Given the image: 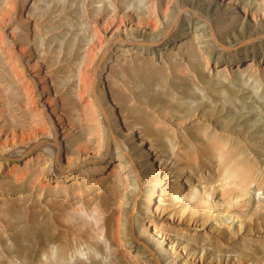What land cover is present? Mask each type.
I'll return each instance as SVG.
<instances>
[{"label": "rangeland", "instance_id": "1", "mask_svg": "<svg viewBox=\"0 0 264 264\" xmlns=\"http://www.w3.org/2000/svg\"><path fill=\"white\" fill-rule=\"evenodd\" d=\"M184 2L207 17L203 32L186 17L167 26ZM256 31L264 0H0V123L23 122L0 132V264L46 261L67 225L93 235L92 204L105 241L121 229L114 247L94 241L104 260L92 264H264V56L245 57L240 39ZM113 33L149 43L96 62ZM40 116L44 136L57 131L64 173L42 149L7 154ZM104 129L100 164L91 151ZM73 141L78 166L67 162ZM245 170L248 182L233 185Z\"/></svg>", "mask_w": 264, "mask_h": 264}, {"label": "bare ground", "instance_id": "2", "mask_svg": "<svg viewBox=\"0 0 264 264\" xmlns=\"http://www.w3.org/2000/svg\"><path fill=\"white\" fill-rule=\"evenodd\" d=\"M117 1V0H116ZM115 2V1H114ZM245 10L246 9V6L244 7ZM194 8H192L189 4L187 3H183V7L182 9L178 12L177 16H171L170 19L167 21V26L168 27H172L171 31H174L176 29V27L180 24L181 20L186 17L188 19L187 22L190 21V23L192 24V26H195V28L197 30H202L205 25V23L207 24V17L204 16L201 12V10H193ZM104 10H105V7H104ZM133 11V10H132ZM6 13V12H5ZM104 14V12L102 13ZM105 14H109V11L108 12H105ZM173 15V14H172ZM185 18V19H186ZM5 19V18H4ZM183 22V21H182ZM140 24V23H138ZM166 26V27H167ZM191 26V25H190ZM168 29V28H166ZM196 30V31H197ZM138 31V30H137ZM170 31V30H169ZM204 30H202L203 32ZM167 30L164 31V34H162L161 36H159L157 38L156 41H161L165 38H167V34H166ZM201 33V32H200ZM94 34L95 36H100L101 35V28L97 25L94 26ZM144 34V33H143ZM169 35V33H168ZM233 35V34H232ZM146 37L144 38V35H139V34H131L129 36H126L124 37L123 35L121 36L119 33L115 34L113 33L109 39V43L107 45V47L102 50L100 52V59L99 58H96V62H99L101 60V58L106 54V52H108V50L116 45H124L125 44H130L132 46H136V47H139L140 49H143V46H145L144 42L146 41L145 40ZM242 41L241 42H247L250 43L247 47H245V57H247L248 55L251 57L250 58H253L255 57L256 55H261V56H264V33H261V31H256L253 35H246V34H243L242 33V36L241 38ZM239 39V40H240ZM28 40V39H26ZM22 41V39L20 40ZM238 41V40H237ZM1 42V41H0ZM11 42V41H10ZM148 42V41H146ZM27 43V42H26ZM33 43L36 45V41L34 40ZM149 43V42H148ZM256 43V44H255ZM32 44V45H34ZM223 47H224V44H222ZM24 45H22L21 43L19 44V50H22L23 52L25 51L24 49ZM28 47H26L27 49ZM228 48V47H227ZM31 49V48H30ZM7 50V49H6ZM95 51V50H92V52ZM27 53V52H26ZM31 53V52H30ZM95 53V52H94ZM214 54V48H211L209 51H208V54L211 55V54ZM216 55H218L216 53ZM215 55V56H216ZM8 56V55H7ZM20 56V55H19ZM30 56V54L27 55V57ZM228 56V55H227ZM93 57V56H91ZM221 57V56H220ZM225 57V56H224ZM229 57V56H228ZM22 56H20L19 59H21ZM24 58V57H23ZM217 58V57H216ZM230 58V57H229ZM243 58V57H242ZM11 59V58H10ZM58 59L60 60H63L64 59V55L62 56H58ZM8 60V59H7ZM13 60V59H12ZM235 60V59H234ZM240 59H237V61H239ZM94 61V60H93ZM218 61V60H217ZM220 61V59H219ZM228 61V60H227ZM225 62V61H224ZM229 62V61H228ZM88 64V63H87ZM87 64L85 63L83 67L80 68V71L83 72L82 73V76H81V82H85L86 79H87V74H88V70L86 68ZM15 66V65H14ZM15 68V67H14ZM15 71V70H14ZM21 74V72H19ZM24 73V72H23ZM20 76V75H19ZM63 90V89H62ZM4 91V90H2ZM56 91V89H55ZM60 89H57L56 92H59ZM64 93V92H63ZM99 98V97H98ZM48 100L50 101V99L48 98ZM52 100V99H51ZM28 109V108H27ZM55 110V109H54ZM12 114V113H11ZM14 114V113H13ZM12 114V121H4V122H1L0 123V132L3 131L5 132V130L9 129V128H14L15 126H17V122H19L18 125H21L23 126V122L20 123V120L21 118L19 119V121L16 122V117ZM33 115V114H32ZM37 115V114H36ZM39 115V114H38ZM41 115V114H40ZM20 116V115H19ZM11 117V116H10ZM41 117V116H40ZM39 118V117H38ZM16 119V120H15ZM33 119V118H32ZM31 119V120H32ZM35 120H33L31 122L32 125H30L31 127L27 128L28 129V132H22V134L20 135V139L22 140L19 144L17 145H13V147L7 151V154L10 155V156H14V157H19L23 152L25 151H28V150H33V148H38V149H42L44 152H46L50 158H51V163H52V166H53V169L56 173H64V170L62 169V166L60 164V155H61V150H62V146H61V141L59 140L58 136H57V131L55 129V127H53V132H51V134L49 136H44L40 131L44 129V127H46V120L43 119V117L39 118L38 120L36 119V117L34 118ZM11 124V125H10ZM99 124V123H98ZM116 124V123H115ZM13 125V126H12ZM20 126V127H21ZM126 127L128 130H131V125L126 123ZM16 128V127H15ZM111 130V129H110ZM27 131V130H26ZM109 131V129H108ZM43 132V131H42ZM104 132V136L103 138H101V141L100 143H97L96 147L93 148V150L91 152L93 153H97V152H100L101 148V144L105 143L106 142V139H108V137H106L108 134H107V130L104 129L103 130ZM111 132V131H109ZM23 136L24 138L26 139L27 138V141H23ZM14 138V136H12ZM111 137V133H110V136L109 138ZM141 141H143L142 138H140ZM75 141V140H74ZM74 141L73 143H70L69 146H68V161L67 162H70V164H75L76 166H78L77 164V161H73L72 159L75 158V154L77 153L78 149L77 147H82V146H78L76 145L77 147H73L74 145ZM71 142V141H70ZM77 141H75L76 143ZM109 142V141H108ZM109 144V143H108ZM85 148V147H84ZM86 149V148H85ZM116 149L119 153V157L121 159V161L123 162H126V159L121 155V154H124L123 153V150L125 151V145L123 144H116ZM29 152V151H28ZM103 149L101 151V155H97L91 159L92 161H94L95 163H104L107 156L105 154H103ZM43 157V156H42ZM44 159V158H42ZM119 159V160H120ZM90 159H87V161H91ZM44 161V160H43ZM120 161V162H121ZM74 162V163H73ZM42 164V163H41ZM50 166V165H49ZM75 167V166H74ZM41 168V167H40ZM135 168V167H134ZM16 168H14L13 170H15ZM12 171V169L10 170ZM27 171V170H25ZM23 171V172H25ZM13 172V171H12ZM21 172V171H20ZM248 172V170H245V173L244 175L245 176H242V177H238V179H234V183L232 182V184H238L239 181L243 182V181H246V183L248 182L249 180V176L248 174H246ZM29 173V172H28ZM26 174V172H25ZM17 175V174H16ZM137 176V175H136ZM17 180H19V175L16 176ZM26 177V176H24ZM41 177V176H40ZM21 178V176H20ZM23 178V177H22ZM44 177H41L40 179H43ZM39 179V178H38ZM37 179V180H38ZM43 181V180H42ZM45 181V180H44ZM41 182V181H40ZM129 182V181H128ZM132 184L134 185V187L137 186V184L139 183L137 178L134 177V179L131 181ZM37 183V182H36ZM35 183V184H36ZM43 183V182H42ZM47 183V182H46ZM249 184V183H248ZM39 185V183H38ZM40 186V185H39ZM43 185H41V188H42ZM44 187V186H43ZM38 188V187H37ZM40 188V189H41ZM140 188V187H139ZM228 187H221V198H226V194H227V189ZM134 190V189H133ZM83 195V194H82ZM129 195V194H128ZM81 196V195H80ZM84 196V195H83ZM90 196V195H89ZM95 196V195H94ZM97 196V195H96ZM95 196V197H96ZM76 197V196H75ZM82 197V196H81ZM86 197V196H85ZM103 197V196H102ZM80 198V197H79ZM91 198V197H90ZM93 200L94 197H92ZM98 198H99V195H98ZM87 200V198H85ZM97 199V198H96ZM82 200V198L80 199ZM92 200V199H91ZM83 201V200H82ZM85 201V200H84ZM98 201V200H96ZM92 202V201H91ZM81 203V202H80ZM94 203V202H93ZM121 203V202H120ZM120 205V204H119ZM77 206H81L80 204L77 205ZM120 207V206H119ZM76 209V208H75ZM80 209V208H79ZM92 211L94 212H97V214H95L94 212V215H97V216H94L97 217L96 218V221H95V224H94V228L93 230L94 231V234H93V231L92 232H89L90 234L92 233L93 235H87V236H84V233L82 231H80L79 229H76L78 228V226L75 228L74 226V229L71 227V226H68L67 225V228L64 229V232H62V234H59V235H53L52 236V247L51 249L49 250H45L43 254H45L46 258V261H43V260H40L39 261V264H92L93 262L95 263V261L99 260V259H102L100 258V248L103 249V247H100L99 249L94 247L93 244H96L94 243V241H99L100 244H102V246H104L105 249H107L108 247H111L113 246L114 247V242L117 240V238L120 237V230L118 227H116L114 229V232H111V238L110 240L107 242L105 241V239H108L110 236L109 233H108V229H107V225H106V216L104 217V213L102 214L100 211H99V206L97 204H95L93 206L92 204ZM120 210V209H119ZM80 211V210H79ZM65 212V211H64ZM73 212V210H72ZM120 212V211H119ZM77 213V212H76ZM100 213V214H99ZM80 214V213H79ZM107 215V214H105ZM85 216V214H84ZM87 216V215H86ZM110 217V216H109ZM112 218V217H111ZM117 218V224H120L121 221V217L118 216V217H115ZM126 220V218L124 217V221ZM82 222V221H81ZM125 223V222H124ZM123 224V223H121ZM82 225V224H80ZM124 228H125V225H123ZM122 226V227H123ZM80 229L82 230L83 229V226L81 228L80 226ZM91 229V228H90ZM123 230V228H122ZM86 231V230H84ZM123 232V231H122ZM88 233V232H87ZM85 233V234H87ZM122 234V233H121ZM125 234V233H124ZM126 235V234H125ZM124 235V236H125ZM126 237V236H125ZM121 239V238H120ZM124 239V238H123ZM127 239V238H126ZM119 241V240H118ZM129 239H127V242L129 244ZM98 242V243H99ZM117 242V241H116ZM121 243L122 240H121ZM120 244V243H118ZM131 244V243H130ZM129 246L131 247L132 245ZM83 245V246H82ZM98 247V245H97ZM102 251V250H101ZM86 256V260L83 259V256ZM147 257V256H146ZM104 259H102L103 261ZM158 261V260H157ZM255 261V260H254ZM156 263V262H155ZM254 264H258V263H255Z\"/></svg>", "mask_w": 264, "mask_h": 264}]
</instances>
